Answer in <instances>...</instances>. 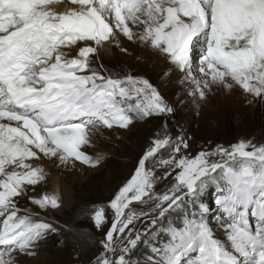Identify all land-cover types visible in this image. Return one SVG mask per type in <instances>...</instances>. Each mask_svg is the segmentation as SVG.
Listing matches in <instances>:
<instances>
[{
  "label": "snow or ice",
  "instance_id": "obj_1",
  "mask_svg": "<svg viewBox=\"0 0 264 264\" xmlns=\"http://www.w3.org/2000/svg\"><path fill=\"white\" fill-rule=\"evenodd\" d=\"M55 2L0 0V217L7 216L0 231V264H16V252L32 255L36 247L33 237L41 230H57L51 221L32 222L27 215L18 216L12 199L23 194L24 185H36L44 178L41 170L25 162L37 157L33 149L61 162L71 159L96 167L102 158L80 150L81 145L90 143L88 125L70 117L106 110L103 125L129 128L134 122L123 114L125 108H139L146 116L153 111H171L157 92L148 91L146 82L132 76L106 77L90 68L88 56L96 48L87 42L101 45L116 40L118 30L128 40L135 35L150 42L183 66L189 46L203 35L201 99L217 82L232 87L230 78L264 102V0H71L79 7L62 13L50 8ZM129 23L142 26L143 32L134 34ZM78 42H85V46ZM73 45L79 47V58H68L63 51ZM86 70L90 74H81ZM160 146L159 142L155 145ZM189 148L188 141L182 140L176 151L178 155L182 151L186 158L172 161L179 169L178 182L186 188L182 195H194L201 178L219 171L227 187L218 203L226 208L239 205L245 212L247 205L253 216L264 212V146L241 141L202 150L194 159L185 154ZM148 187L147 177L138 170L119 190L111 202L117 219L105 230V254L96 264H110L108 249L115 248L114 233L122 236L131 223H120L122 210L145 197ZM180 199L181 195L170 200L165 197L166 207ZM33 203L39 208L60 207L56 198L48 196ZM94 222L98 229L103 227L102 211L95 213ZM183 231L173 229L170 240L174 246L183 243ZM229 239L259 248L256 264H264V229L253 233L236 227ZM199 253L201 264H218L222 256L210 237L203 240ZM123 259L118 257L119 264ZM118 261L113 259L111 264Z\"/></svg>",
  "mask_w": 264,
  "mask_h": 264
},
{
  "label": "rangeland",
  "instance_id": "obj_2",
  "mask_svg": "<svg viewBox=\"0 0 264 264\" xmlns=\"http://www.w3.org/2000/svg\"><path fill=\"white\" fill-rule=\"evenodd\" d=\"M52 6L56 8L58 4ZM131 26L134 34L143 32L142 26ZM204 39L203 35L194 39L183 66L172 62L150 42L128 40L119 32L116 40L101 45L87 42V46L96 48L88 56L90 68L106 77L132 76L146 82L148 91L157 92L164 107L171 111H153L151 116H146L139 108H125L123 114L134 122L129 128L103 125L106 110L93 112L95 117L91 118L82 119L79 115L76 122L88 125L90 139L80 150L102 158L96 167L71 159L61 162L58 157H46L37 150V163L44 176L43 190L33 193L30 185H24L23 194L12 199L19 209L18 216L27 215L32 222L51 221L57 230H41L32 239L36 245L32 255L13 254L16 264H76L77 261L89 264L90 260L96 264L105 254V230L117 219L111 202L138 170L147 177L148 194L122 210L120 223H131L122 236L114 233L115 248L108 249L110 264L120 256L124 257L123 264H201L199 248L206 237L220 247L230 264H255L254 256H258L260 249L249 245L241 248L229 237L236 227L253 233L264 229V212L258 211L253 216L247 205L245 212L239 205L226 208L218 203L224 195L222 189L227 187L219 171L201 178L194 195H182L186 188L178 182L179 169L172 163L173 159L186 158L182 151L179 155L176 151L182 140L190 144L185 154L193 159L202 150L230 147L241 141L264 146V102L230 78L232 87L217 82L201 99L199 79L204 77L199 68L205 52ZM70 48L63 49L67 57L79 58V48L75 45ZM157 142L161 144L159 148L155 147ZM50 186L55 189V195ZM63 189L70 195L68 206L60 202L58 192L62 193ZM176 195H181V199L167 208L165 197L170 200ZM43 196L56 198L60 207L47 209L41 205L42 209L39 208L33 200ZM97 211L105 216V223L99 229L94 222ZM6 218V215L0 217V231ZM173 229L184 230L182 244H172ZM242 249L255 253L250 258Z\"/></svg>",
  "mask_w": 264,
  "mask_h": 264
},
{
  "label": "bare ground",
  "instance_id": "obj_3",
  "mask_svg": "<svg viewBox=\"0 0 264 264\" xmlns=\"http://www.w3.org/2000/svg\"><path fill=\"white\" fill-rule=\"evenodd\" d=\"M54 4H58V6L55 8V7L52 6V5H54ZM77 7H79V6H78V5H74V4H72V3H71V0H56L55 3H53V4L50 5V8H51L53 11L58 12V13H62V12H65V11H68V10H70V9H72V8H77ZM129 24H131V23H129ZM133 25H134V24H132L131 27H134ZM136 26H137V25H136ZM117 32H118V30H117ZM134 38H137V36H135ZM90 43L92 44V42H90ZM78 44H79L80 46H85V42H78ZM69 48H70V46H69ZM77 48H79V47H77ZM70 49H71V48H70ZM78 54H79V51H78ZM92 113H93V112H90V113H87V114H85V115H82V119H84L85 117H89V116L95 117V115H93ZM78 118H79V115H77V116H75V117H70L69 119H74L75 121H78V120H80V119H78ZM89 118H91V117H89ZM82 119H81V120H82ZM3 122H7V121H3ZM42 126H43V124H42ZM33 150L37 152L36 149H33ZM38 155H39V154H38ZM39 157L41 158L40 155H39ZM37 160H38V157H35L34 159H32V162H31V158H29V159L26 160L25 162L31 164L34 168L41 170L42 167L40 166V164L37 163ZM30 162H31V163H30ZM17 170L20 171V169H17ZM43 177H44V176H43ZM42 181H43V179L40 180V182L38 181V183H37L36 185H30V186H31V189L33 190V191H32L33 193L38 192V190H39V191L43 190V187H44V186H42ZM43 183H44V182H43ZM50 187H51V186H50ZM50 189H51V192L53 193V195H55V194H56L55 189H54L53 187H51ZM58 194H60L59 196H60V202H61V204H62V205H66V206H68V204H69L68 201H69V199H70V195H69V193L67 192V190H66V189H63V190H62V193H60V191H59ZM190 243H191V242H190ZM235 244H237V243H235ZM240 246H241V248H242L243 245H240ZM0 248H2V246H0ZM237 250H239L238 245H237ZM242 253H244V255H246V256H248V257L251 258L255 252L251 253V252L247 251L246 249H244V250L242 249ZM254 257L256 258V259H254V263L256 264L257 256L255 255ZM246 258H247V257H246ZM229 260H230V259H229L228 257L221 256V260L218 262V264H230ZM248 260H249V259H248Z\"/></svg>",
  "mask_w": 264,
  "mask_h": 264
}]
</instances>
